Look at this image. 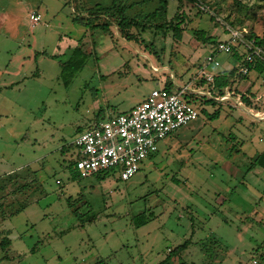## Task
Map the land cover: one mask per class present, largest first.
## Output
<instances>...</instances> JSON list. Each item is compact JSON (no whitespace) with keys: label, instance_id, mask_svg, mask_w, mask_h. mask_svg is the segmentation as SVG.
<instances>
[{"label":"rangeland","instance_id":"rangeland-1","mask_svg":"<svg viewBox=\"0 0 264 264\" xmlns=\"http://www.w3.org/2000/svg\"><path fill=\"white\" fill-rule=\"evenodd\" d=\"M111 1L0 0V241L7 234L11 240V259L0 264H96L101 258L157 264L187 239L171 264L259 261L264 168L253 163L259 154L253 152L264 147V117L252 122L240 114L236 123L240 110L222 106L211 120L201 108L212 113L213 106L195 100L205 124L192 121L183 133L163 139L126 180L114 171L75 177L67 163L77 134L97 120L129 111L167 80L199 83L209 40L229 38L225 21L264 35V0H204L221 24L195 3L168 0L166 21L183 15L181 40L170 29H137L126 40L113 24L110 32L85 24L89 7ZM124 3L132 4L129 15L158 5ZM33 12L38 22L30 19ZM193 29L203 30L206 40H196ZM79 41L85 64L63 72ZM217 59L218 69L235 63L229 53ZM256 74L251 70L248 81ZM261 74L254 84L259 92ZM23 183L25 190L18 188ZM137 215L146 222L135 225Z\"/></svg>","mask_w":264,"mask_h":264},{"label":"built area","instance_id":"built-area-1","mask_svg":"<svg viewBox=\"0 0 264 264\" xmlns=\"http://www.w3.org/2000/svg\"><path fill=\"white\" fill-rule=\"evenodd\" d=\"M33 22L40 20V14H30ZM229 38L216 40L209 45L210 51L200 67L202 77L199 83L191 81L181 83L173 90L165 86L152 89L144 100L127 112L109 115L94 122L87 130L81 131L74 139L77 158L74 172L79 178H88L106 171L117 172L122 180L128 179L140 168L141 163L156 154L159 143L166 137L199 117V110L186 98L187 95L212 97L208 83L213 81L214 73L205 71L212 65L220 66L217 56L230 53L238 42H244L249 51L244 62L238 65V72L247 75L251 71L247 64H254L257 58L264 61V50L248 39V30L225 25ZM205 83L202 84L201 80ZM235 92L226 86L222 95L214 97L217 101L233 98ZM242 103L241 95H237ZM213 98V97H212ZM256 264V259L252 260Z\"/></svg>","mask_w":264,"mask_h":264},{"label":"trees","instance_id":"trees-1","mask_svg":"<svg viewBox=\"0 0 264 264\" xmlns=\"http://www.w3.org/2000/svg\"><path fill=\"white\" fill-rule=\"evenodd\" d=\"M71 3L75 2L76 0H70ZM148 0H142V2H146ZM158 5L152 10L147 13L143 14H134L129 15L127 13L128 9L131 8L132 4H125V0H112L111 3L107 6H102L101 4H95L94 6L89 7L90 10L87 12V19L85 24L90 26L91 28L100 27L103 30L110 32V27L112 24L117 28V30L120 32V34L124 37L126 40H130L132 38H135L132 31L139 29V31L142 32V30L145 29H155V30H161L166 31L170 29L173 32V36L177 40H181L183 28V15H180L179 13H175L168 21H166V13L168 10V0H157ZM191 3H195L198 7V10L203 12H209V8L207 6V3L204 2V0H187ZM214 14V15H213ZM210 13V19L214 20L215 23H220L221 20H219L215 15V13ZM103 17V23L96 21L98 17ZM77 18L75 17L74 20ZM80 20V19H78ZM224 23L225 25L228 24L232 27H234L232 24L233 22H227ZM223 23V22H222ZM221 24V23H220ZM224 25V31L228 32ZM192 34L198 41H205L206 40V33L203 30L199 29H193ZM209 38V37H208ZM248 39H253L254 44L259 46L262 50H264V35L260 36L256 34L254 31H250L247 35ZM217 39H210L211 42L209 45H213ZM208 41V42H209ZM81 41L78 42L76 46H74L71 49V52L68 56V58L62 63V71L63 72H70L73 73L83 67L85 64L87 53L82 48ZM249 51V48L247 45L242 42L238 41L233 47L231 52L229 53L230 59H232L235 63L234 66L230 69H217L214 72L213 81L208 83V88L211 92V96L213 97H207V96H193V95H187L186 98L189 99V101H199L200 105H215L219 103L214 97L222 95L224 93V89L226 86H229L231 88V84H233V80H241L248 77L247 75H242L238 72V65L240 63L244 62L245 55ZM251 70H255L257 73H263L264 72V61L261 58H257L254 64H247ZM201 83L204 84L205 81L202 79ZM166 88L169 90H173L176 86L172 82V80H167L164 84ZM241 100L247 104H250V97L246 95H241ZM201 112H205L208 115V118L213 120L217 119L219 116V107L216 108L212 113H208L204 107L201 108ZM92 125V124H91ZM90 125V126H91ZM89 126V127H90ZM74 156L70 159H68L67 163V169L73 170L75 159L77 158V151L76 148H74ZM154 155H152L150 158H152ZM253 163L255 165H259L260 167L264 168V149L259 155L253 160ZM98 177L101 176V173L96 174ZM74 176L78 177L77 173L74 172ZM7 179H10V176H7L1 180L6 181ZM4 186V185H3ZM27 184L23 183L18 188L25 190L27 189ZM2 188V185L0 186V189ZM135 225H141L146 222V218H142L141 216L137 215L134 217ZM190 239H187L180 245L176 246L172 251L168 253V255L163 259V261L157 263V264H171L169 262V259L173 257L178 252L182 251L184 248H186L187 244L190 243ZM1 245V251L3 252V256L0 257V260H8L11 259L8 255V252H6L11 245V240L9 238V235H4L3 238L0 241ZM6 252V253H5ZM259 261H257L256 264H260V261H264V255L261 254L258 258ZM96 264H108L107 261L103 258L97 260Z\"/></svg>","mask_w":264,"mask_h":264},{"label":"crops","instance_id":"crops-1","mask_svg":"<svg viewBox=\"0 0 264 264\" xmlns=\"http://www.w3.org/2000/svg\"><path fill=\"white\" fill-rule=\"evenodd\" d=\"M41 18V16H40ZM82 23V22H81ZM209 48V47H208ZM234 66V65H233ZM218 68L215 67L213 70H210V72H215ZM219 69H224V68H219ZM144 72H146L145 69H142ZM259 73L256 74V77L255 79H253L251 82L248 81V78H244V79H241V80H233V84H231V89L235 92V94L233 95V98L232 99H229V100H224L227 101V103L225 104H222L220 103H217L213 106V111L219 107V111L221 109L222 106H225L226 108H238L240 110V113L235 117V121L236 123H239L237 122L239 118H242V117H239L240 114H242L243 116L249 118V120H252L253 122V118H260V117H264V102H263V99H264V91L263 92H259V88L254 86L255 84V80H257L259 77L258 76ZM264 73H262L261 75H263ZM264 76V75H263ZM264 79V78H263ZM262 84L264 85V80H262ZM255 93V94H254ZM237 95H246V96H249L250 97V100L252 101V103L250 104H247L245 102H242L241 104L238 103V99H237ZM242 101V100H241ZM258 101H260V103L263 102V104L260 106V108H256L255 105H259L258 104ZM136 105V104H135ZM134 105V106H135ZM133 106V107H134ZM212 111V112H213ZM220 115V113H219ZM250 116V117H248ZM219 117V116H218ZM192 121H198L200 122V124L204 125L205 123L202 121V120H199L198 118L192 120ZM191 121V122H192ZM242 121V120H241ZM190 123V122H189ZM188 123V124H189ZM188 124H186L185 126H183L182 128H180V131H176L174 133L175 134H180V133H183L184 132V127H186ZM180 132V133H178ZM179 136V135H178ZM240 142L242 143H246L244 141H241ZM247 144V143H246ZM249 147V149H254V144L252 141H250V145L248 144L247 145ZM264 147L260 150V152H258L257 150H255L253 153H261L263 151ZM157 153V152H156ZM155 155V154H154ZM259 155V154H258ZM257 155V156H258ZM256 156V157H257ZM154 157V156H153ZM152 157V158H153ZM255 157V158H256ZM254 158V159H255Z\"/></svg>","mask_w":264,"mask_h":264}]
</instances>
